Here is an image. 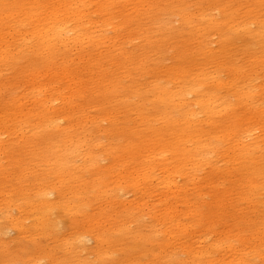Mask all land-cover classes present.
I'll list each match as a JSON object with an SVG mask.
<instances>
[{"label": "rangeland", "instance_id": "obj_1", "mask_svg": "<svg viewBox=\"0 0 264 264\" xmlns=\"http://www.w3.org/2000/svg\"><path fill=\"white\" fill-rule=\"evenodd\" d=\"M36 1L55 2L0 1V264H264V0H96L88 31L98 41L55 52L39 45L42 22L25 18ZM49 56L83 76L72 110L54 102L71 125L35 116L32 89L60 84ZM180 86L184 100L159 102ZM210 98L205 113L197 103ZM187 105L192 128L211 138L164 153ZM234 116L217 145L215 129L230 130ZM171 156L180 174H167ZM149 157V184H134Z\"/></svg>", "mask_w": 264, "mask_h": 264}, {"label": "bare ground", "instance_id": "obj_2", "mask_svg": "<svg viewBox=\"0 0 264 264\" xmlns=\"http://www.w3.org/2000/svg\"><path fill=\"white\" fill-rule=\"evenodd\" d=\"M139 1H142V0H139ZM92 3L97 4L98 2L96 0H55V2H53L51 5H48V7H47V4L46 5L44 3L41 4L40 2L36 1L35 4L32 5V8L26 9L27 13L25 15V18L26 19L31 18L36 23L42 22L40 25V29H39V26L36 28V31H38V33H36L37 37L41 41L39 45L42 48H45L46 51H47V49H49V51H50V49H53V51L55 52V48L57 46H65L67 44H69V45L81 44V43H85L84 40H87L88 42L98 41V39L92 35L95 32H89L88 31V30L96 28L95 22L92 21L91 16H90V12H89V6ZM111 4H115V0L111 1ZM110 6H113V5H110ZM107 7L108 6L102 7L100 9V11L102 13H104L105 15L108 14L107 13ZM138 9L139 8H137V7L135 8V13L138 12ZM34 15H36V17H34ZM104 22H106V20ZM46 26H48V28L45 29L44 35H42V31ZM7 28L9 31L11 29V26L9 25V26H7ZM260 35H262V33ZM0 37H2V34H0ZM53 62H55L54 58L52 56H49L47 64L51 67L56 66L55 68H57V70L54 71V77L57 79V83L58 84L60 83V84L56 85L54 90H53V88H49L47 85H42V87H40V88L37 87V88L32 89L34 106H37V108H34L35 116L39 119V121L41 123L45 121L46 124H48L50 127L52 124H54L59 119H62L63 121H67V122H69L68 124L71 125L74 121L73 116L72 115H69L68 117L67 116H65V117L56 116V113H58V111H57V108L54 106V102L55 103L57 101L59 102L62 98L63 104L66 107L65 110H68V109H69L68 111L72 110L74 98H75L78 90L84 85L83 84V81H84L83 76L81 73L79 76L78 74H75L70 70H67L64 67V62L61 65H58L57 63H53ZM64 79L66 80L65 83L63 82ZM192 82H193V86L198 85V87H202L204 80H203V77H201V78L193 77ZM244 82L248 83L247 80H245ZM182 85L183 86L185 85L184 82ZM183 86H180L182 88L179 89L175 93L163 94V96L161 97V100H159V102L162 101L163 103H167L169 105L175 106L174 105L175 99L179 98V99L184 100L183 98H184L185 89L183 88ZM231 87H232V90H234V91L238 90L234 81H232ZM67 89H71L72 92L69 95H64L65 94L64 91ZM189 91H190L189 92L190 95H195V93L192 91V89ZM197 91L199 92V90H197ZM53 92L57 93V96L55 98H53L54 97ZM236 94H237V97L239 99H241L242 101L243 100H246V101L251 100L255 96V92H245V93H240V94H239V92H237ZM201 96H206V95L202 94ZM23 98H21V99H23ZM211 100L213 101L212 103H209L208 100L203 101V99H201L200 103H197L198 105H200L201 111H203L205 113H211V109H209V106L211 104H214L215 98H212ZM47 104H49V106ZM183 108H184L183 120L180 123V129L175 130L173 133H171L172 143L170 144L169 142H167V143L161 145V146H164V148H165L164 153L169 152L170 154H173L174 152H177V147H179L181 144L191 143V141L193 139L198 140V139H200L201 135L205 138V142H208L211 138L209 135V134H211V132L203 131L201 129H193L192 128L193 126H195L192 123V121L195 120L193 118L194 117L193 110L188 105L184 106ZM79 114H80V111H79ZM12 115H13L12 113L6 111L5 121H9L10 117ZM29 115H32L31 112L25 113V117L28 118V117H30ZM75 115H77V113ZM235 117L236 116H234L233 119L231 120V122H229L230 126L228 125L229 126L228 128H230V130L224 131L222 129V126L218 129H215V132L213 133L212 137L217 142V145H221V142L227 137L228 133L230 131L235 130V128H236V124H234L235 119H236ZM64 119H66V120H64ZM248 119H249L250 124H252V126H253L254 122H257L256 116L249 117ZM80 120L81 119H78L77 121L79 122ZM167 122H168L167 124H164L159 129V134H160L159 140L161 142H163V140H162L164 138L163 134L169 126V119H167ZM8 131H9L8 129H4V131L0 132V133L2 135H6V134H8ZM20 131H22V128L20 129ZM198 141H200V140H198ZM168 143L170 144L169 146H168ZM158 146L159 145L157 144V142H155L154 147H158ZM202 148H204V147L201 146L200 144H198V146H196L194 149L196 151H200ZM217 151L222 152V153L224 152L221 148H217ZM188 152L190 153L191 150H188ZM249 153H250L249 150L244 151L245 155H248ZM196 156H197V159H194L193 163H195V165H196L195 168H199L200 163H202L200 161L202 158V154L198 153ZM241 156H242V154L239 155V157H241ZM176 157H178V155ZM152 158L153 157H149V160L145 161L143 166H140L139 175L133 179L134 184L141 183V182H143L145 184L148 182V184H149V182H150L149 169L151 168V165L153 164L152 163L153 161H150V159H152ZM204 159L206 160V157H204ZM182 160L183 161L191 160V158L189 155L188 156L184 155ZM171 162L173 164L176 162V159L174 156H171ZM138 167H139V164H135V166L130 167V170H132V171L134 170L135 172H137ZM182 170L183 169L180 167V165H178V160H177L176 164L171 169H167L166 172L168 175H170V174L177 175V174H180ZM121 178L122 177L119 176L118 181H120ZM51 191L52 190L47 189V190L41 192V194L38 197V198H43V199H41V203L45 202L44 198H47V195L49 193H51ZM5 203L7 204V206H13L15 201L13 199H10V200H7ZM45 204H47V202H45ZM30 206L32 207V209L35 208L34 204H32ZM66 207H67V205H66ZM72 208L73 207H71V209ZM20 209H21V211H24L22 208H20ZM44 217H45V215L42 214L38 218V220L39 219L41 220ZM13 225H14V228L16 229V227H17L16 221L13 223ZM208 241L209 240H207L205 238V239H203V241L201 243H207ZM97 242L101 246L104 241L101 237H98Z\"/></svg>", "mask_w": 264, "mask_h": 264}]
</instances>
